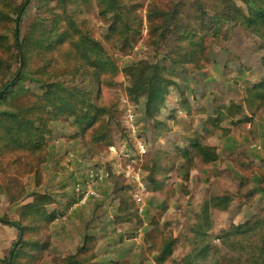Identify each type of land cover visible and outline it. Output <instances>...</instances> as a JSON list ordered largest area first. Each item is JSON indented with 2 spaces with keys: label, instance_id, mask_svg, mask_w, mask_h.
I'll list each match as a JSON object with an SVG mask.
<instances>
[{
  "label": "rangeland",
  "instance_id": "1",
  "mask_svg": "<svg viewBox=\"0 0 264 264\" xmlns=\"http://www.w3.org/2000/svg\"><path fill=\"white\" fill-rule=\"evenodd\" d=\"M121 1L142 25L133 39L130 35V44H125L122 24L110 31L113 14L103 16L97 0H70L66 7L79 28L99 41L107 59L119 68L117 74L109 71L101 76L98 98H92L93 104L107 110L95 129L107 127L103 131L108 133L109 142H96L93 130L83 134L75 126V118L60 119L49 124L50 133L44 137L42 149L12 150L0 155V260L9 257L19 239L18 230L3 221H21L24 207L36 199L47 206L46 213L55 211L58 217L53 222L32 218L24 222L28 230L22 239L39 246L27 247L18 264H64L66 258L77 255L85 245L92 248L89 254L94 264H158L160 253L156 244L159 246L165 240H175L173 258L182 259L192 250L195 232L203 227L202 207L212 196L233 198L228 211L215 210L212 214V244L217 247L223 245L216 236L232 225L264 218V108L252 118L253 123L239 124L250 117L247 111L238 117L224 116L232 104L245 107L247 89L264 78V41L234 22L223 24L219 36L212 37L209 27L203 30L208 53L204 69L176 66V84L170 86L159 113L151 118L145 100H133L128 94L131 83L124 69L142 62L171 65L174 60L178 37L169 34L166 42L156 44L157 37L149 31L152 4L166 6V11L177 6L181 8L184 25L203 26L210 23L209 16L214 15L215 7L222 9V5L218 0ZM24 2L28 0H0V89L21 68V55L24 58L16 45L14 22L15 11ZM29 2L20 24L23 43L39 19H46L51 26L56 15L64 16L56 2L44 8L37 0ZM198 4L204 6L207 14ZM240 5L246 10L245 5ZM60 27L65 33L68 22L62 21ZM62 51L54 55L49 72L39 77L50 80L49 75L52 79L65 72L69 75L60 76V81L67 87L89 88L86 72L72 70L77 62L66 55L74 53L73 47L67 43ZM26 55L30 57V70L45 63L35 54ZM25 85L42 95L34 82L28 80ZM24 101L31 103L29 96ZM4 108L0 104V110ZM157 123L161 124L158 130ZM195 139L215 147L218 161L205 164L196 158L189 169L179 154ZM111 147L123 154L113 156ZM70 152L81 160L72 164L73 171L62 166ZM133 159L137 160L147 185L141 204L133 198L134 188L118 174ZM97 164L115 169V175L121 179L109 181L100 200L70 213L75 173ZM152 175L157 185L152 183ZM259 239V235L250 237V245Z\"/></svg>",
  "mask_w": 264,
  "mask_h": 264
},
{
  "label": "trees",
  "instance_id": "2",
  "mask_svg": "<svg viewBox=\"0 0 264 264\" xmlns=\"http://www.w3.org/2000/svg\"><path fill=\"white\" fill-rule=\"evenodd\" d=\"M37 1L41 4V8L56 2V6L62 9L64 16L56 15L51 26L47 25L46 19H39L31 26L30 33L23 43L20 37V24L31 2L28 5L27 2H24L15 11L17 19L12 21L17 25L16 45L23 52L24 58L22 57L21 68L0 89V104L5 106L3 110H0V155H5L12 150L42 149L44 137L50 133L49 124L60 119L75 118V126L83 134L93 130L96 142H109L108 133L103 131H107V127L100 126L95 129L96 124L104 120L107 110L93 104L92 98H98L97 87L101 84V76L106 75L109 71L117 74L118 66L107 59L100 42L94 39L90 33L83 32L75 20L68 15L66 7L70 0ZM218 1L221 2L222 9L218 6L215 7L214 15L209 16L210 23L205 26L201 23L199 25H184L181 8L177 6L166 11L164 10L166 6L163 7L158 3L152 4L148 15L149 31L157 37L156 44L166 42L169 34H175L178 37L174 60L171 61V65L142 62L124 69L125 75L131 83V87L127 91L128 94L133 100L141 98L145 100L147 114L151 118H155L159 113L167 95L170 94V86L176 84L173 83L176 66L193 65L197 69H204L208 53L204 42L205 37L203 34L201 35L203 30L206 31L209 27L214 34L212 37L219 36L223 24L234 22L244 26L264 41V0ZM97 2L103 16L107 17L109 13L113 14L110 31H115L122 24L125 44H130L140 31L141 23L131 16L130 10L121 0H97ZM240 4L245 5L246 10ZM198 7L201 11L204 10L202 4H198ZM203 12L207 14L205 11ZM62 21L68 22L69 29L65 33L61 31ZM130 35H133L132 39ZM128 39L131 41L129 42ZM67 43L73 47L74 53H66V55L68 54V58L72 56L77 62L72 70L86 72L84 75L89 88L67 87L65 82L60 81V76L69 75L65 72L52 79L49 75L48 79L50 80L39 77L40 74L49 72L48 69L54 63V55L56 52L62 53L63 46ZM27 52L31 53V56L35 54L39 60L45 62L44 65L38 67L39 69L30 70L28 67L30 57L28 58L26 55ZM18 58L20 60V57ZM261 62L264 70V57ZM28 80L38 86L42 95L30 91L26 87L25 82ZM28 96L31 99L30 104H26L24 101V98ZM245 105L243 107L232 104L227 108L228 115L224 116L226 118L238 117L247 111L250 114L249 119L246 118L239 124L242 122L253 123L251 122L252 118L264 108V78L247 89ZM160 125L157 123V130L161 127ZM162 127L164 126L162 125ZM187 148V150L180 151L179 157L189 164V169L194 166L196 158H200L205 164L215 163L219 159V153L215 147L203 145L198 139L190 141ZM117 179H121V177L113 175L110 181L114 183ZM151 180L153 184H158L153 175ZM1 189L0 187V192H2ZM121 203H124V199ZM232 203L233 198L229 195L212 196L206 200L202 207L203 227L195 232L191 252L182 259H174L175 240L161 241L159 246L158 243L156 244V249L160 253L157 258L158 264H264V218L232 225L230 230L216 236V239L222 241L223 247L212 244L213 211H228ZM45 209L47 206L40 199H36L24 207L26 212L21 215V221H3L18 230V242L20 243L15 244L9 257L0 260V264H18L24 259L27 247L37 248L39 246L38 243L22 239L28 230L24 222L30 218L47 222L55 221L58 217L57 213L54 211L52 214H48ZM254 235H259L260 239L250 245L249 238ZM224 248H226L225 252ZM91 251L92 248L85 245L77 255L66 258L64 264H94L89 254ZM232 252L237 255H231Z\"/></svg>",
  "mask_w": 264,
  "mask_h": 264
},
{
  "label": "built area",
  "instance_id": "3",
  "mask_svg": "<svg viewBox=\"0 0 264 264\" xmlns=\"http://www.w3.org/2000/svg\"><path fill=\"white\" fill-rule=\"evenodd\" d=\"M134 118V115L131 116ZM135 134V132H133ZM260 148V147H259ZM110 151L113 156H120L116 147H111ZM125 157H128L125 155ZM81 162L72 152L68 153L62 162V166L66 169L74 170L72 164ZM115 169H111L106 165H93L86 167L80 174L75 173V182L73 186L72 201L70 213L75 212L79 208H83L91 201L100 200L101 193L105 185L115 175ZM118 174H122L128 183L134 188L133 198L139 204L144 202V195H147V185L142 175V170L138 167L137 160L133 159ZM144 209H141L143 212Z\"/></svg>",
  "mask_w": 264,
  "mask_h": 264
},
{
  "label": "water",
  "instance_id": "4",
  "mask_svg": "<svg viewBox=\"0 0 264 264\" xmlns=\"http://www.w3.org/2000/svg\"><path fill=\"white\" fill-rule=\"evenodd\" d=\"M28 3H29V0L27 2V5H28ZM19 53L21 54V49L20 48H19ZM22 61H23V59H22V55H21V66H22Z\"/></svg>",
  "mask_w": 264,
  "mask_h": 264
}]
</instances>
